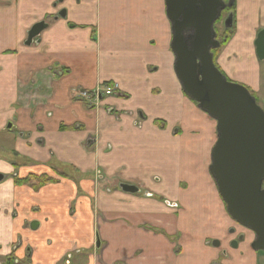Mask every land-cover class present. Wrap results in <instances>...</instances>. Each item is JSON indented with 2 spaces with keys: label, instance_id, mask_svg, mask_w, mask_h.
Wrapping results in <instances>:
<instances>
[{
  "label": "crops",
  "instance_id": "crops-1",
  "mask_svg": "<svg viewBox=\"0 0 264 264\" xmlns=\"http://www.w3.org/2000/svg\"><path fill=\"white\" fill-rule=\"evenodd\" d=\"M236 3L232 34L215 63L238 70L251 59L260 73L254 42L264 29V0ZM43 21L38 39L25 46L27 32ZM171 39L165 0H0V151L6 155L0 170L11 172L9 162L46 163L51 151L55 164L76 171L77 180L39 194L16 188L9 179L0 182V264L10 255L17 230L37 248L31 249L32 264H54L75 251L89 252L71 264H207L208 250L198 238L221 236L229 225L212 196L213 184L203 194L193 185L187 191L188 210L180 214L179 228L189 245L179 256L166 239L175 230L165 207L118 189L107 193L108 183L96 190L83 182L84 174L100 170L106 180L138 181L150 192L169 188L167 198L178 201L179 178L194 173L193 167L203 169L206 145L198 140L204 133L215 142V123L182 93ZM107 84L118 92L90 109L74 99V90ZM5 121L14 122V133L2 132ZM38 139L42 146L35 145ZM31 205L41 208L31 214L41 222L39 234L21 223ZM72 211L76 218L70 220ZM145 224L166 233L140 227ZM95 235L102 243L98 253L90 250Z\"/></svg>",
  "mask_w": 264,
  "mask_h": 264
},
{
  "label": "water",
  "instance_id": "water-1",
  "mask_svg": "<svg viewBox=\"0 0 264 264\" xmlns=\"http://www.w3.org/2000/svg\"><path fill=\"white\" fill-rule=\"evenodd\" d=\"M228 1L231 7L235 0ZM224 8L223 0H165L173 72L182 93L215 123L208 174L226 214L252 231V247L264 252V111L244 86L228 81L213 63L211 51L219 48L214 23ZM231 22L228 19L226 29ZM44 28L42 23L33 27L25 46ZM254 48L256 59L264 63V29ZM119 188L125 194L137 191L125 184Z\"/></svg>",
  "mask_w": 264,
  "mask_h": 264
},
{
  "label": "flooded vegetation",
  "instance_id": "flooded-vegetation-1",
  "mask_svg": "<svg viewBox=\"0 0 264 264\" xmlns=\"http://www.w3.org/2000/svg\"><path fill=\"white\" fill-rule=\"evenodd\" d=\"M223 3H224L225 8L220 13L219 18L214 23V31L216 33V41L219 43V48L211 51V53L213 55V62L215 64V66H216V63H215L216 59L215 58L218 56L220 50L224 46V45L222 46V43L226 42V39H227V31H225L223 36L220 37V35H219L218 31H216L215 27L217 24L222 23L224 26V30H225L226 29L225 28L226 22L228 21V19H232V17H233V12H231V9L232 8L234 9V7H235L234 6L235 1L231 5V7H228V4H229L228 0H223ZM39 23L44 24V26L46 27V24L44 21L39 22ZM36 25H34L33 27H35ZM31 29L27 32V38H28V33L31 31ZM41 32L38 34V36L41 34ZM38 36L33 40L32 43H35V40L38 39ZM216 53H217V56L215 57ZM216 68H217V66H216ZM102 89H103V85L99 86L98 88H95L93 91L74 90V93H73L74 99L76 101H78L77 97L83 96L84 98H86L84 100L83 104L85 106H87L88 109H90L93 106H95L96 103L100 102L103 99V96L101 93ZM247 90L250 92V94L255 98V100L257 102V97H256L257 95L255 93L251 92L249 89H247ZM188 100L192 104H194L195 107L197 108L196 104L193 101H191L190 99H188ZM15 130L16 129L14 126V122H12V121H5L4 124L2 125V132H4V133H14ZM18 136H20V135L18 134ZM35 145L42 146L43 145L42 140L41 139L36 140ZM54 160H55L54 154L51 151H49V160H48V162L43 163V164L37 163V162H29V163L21 165V164L16 163V162L15 163L9 162L8 165L10 167L9 166H7V167L9 169H11L10 177L8 178L7 174H2V175L0 174L2 176V180L0 182L4 181L5 179H9L10 181H12L14 187L27 189L33 194H39V192L43 188L47 189V190H52V188H51L52 186L59 185V184H61L62 181H66V182L68 181L69 182V180H71V179L75 180V176H76L75 172L76 171L72 172V171H68V170H63V169H61L60 166H57L55 164ZM5 161H6V155L2 151L0 153V163L2 162V164H3V163H5ZM11 166H13V167H11ZM186 176H187V178H184V180L181 179L182 177H180L178 180V183L180 185L179 190H182V193H183L182 196H178V201L171 200V199L167 198L166 193H168L169 188H163V189L159 190L158 192H152V191L150 192L149 190H146V188H144L142 183H140L138 181H135L134 184H125L128 186H132L137 190L133 194H127L128 196H135V197H140V198L142 197V198L147 199V200L152 199L158 205H160V207L163 206V207H165L166 210H168L170 212V214H171L170 218L173 220V227H174L175 231L170 236H168L166 234V237H167L166 239L168 240V242L170 244H172L174 255H179V256L182 252L184 253V251H183L184 246L189 245V244H186L184 241V237H187L186 232L185 233L182 232V229L179 228V222L181 220L180 214L182 215L186 210H188L187 205L184 203L185 201H187V198L189 196L187 191H189V188L191 187V184L189 183L188 180H190V181L194 180V179H189V175L185 171L183 177H186ZM83 177H84L83 182L84 183H91L92 185H94L96 190L98 189L100 184L108 183L104 187V190L107 193H111L115 189H118L121 193H123L120 190L119 186L124 185V183H121V182L118 183L117 179H113L110 181L104 179L100 170H96L95 172H92L91 174H89V173H87V175L84 174ZM67 179H69V180H67ZM16 180H23V181L31 180V182L28 181L26 183V185H17ZM158 180H159L158 178L153 179L154 184L157 186L160 183V182L158 183ZM174 180L175 179H173V181ZM208 180L210 181V179H208ZM75 181L77 182V180H75ZM170 182H171V178H170ZM115 184H116V186H115ZM212 184H214V183H212ZM213 187H214L215 193L217 195L215 185H213ZM263 188H264V183H263ZM77 194H84V192L80 191L78 189ZM123 194H125V193H123ZM217 198H218V200H220L218 195H217ZM31 207H34V208H31ZM30 208L31 209L29 211V214H27V217L31 218V219L28 220V218H27L26 220H28V221L25 220L24 222H21L22 226H24L23 229H25L27 232H30V234L31 233L32 234H39V232L43 229V227H41V222H39L38 219L33 218L31 214H38L41 211V208L39 206H36V205H31ZM222 209H223L224 214L226 215V220L229 224V225L225 226V229H223L221 231L223 233L224 230H226L224 232V234L220 233L221 236H218V237H216V236L206 237L204 240H203V238H198V241L202 242V246L204 248H206L207 250H209L208 251V259L210 258V256L213 255L214 256L213 259L216 260V262H215V260L213 261V264H218V263L228 264L232 261H235V258H236L235 255L236 254L239 255L237 257L242 258L241 257V256H243L242 252H241L242 247L245 248V254L251 252V253H254L251 255L256 256L257 259H259V257L264 259V252L254 250V248L252 247V245L255 241V234L252 231L243 228L242 226L238 225L235 221H233L226 214L225 206L223 204H222ZM75 214L76 213L72 211L69 215V219L73 220L74 218H76ZM218 216H219V212H218ZM17 217L18 216H16L15 214L12 215L13 220L17 219ZM34 223H36L37 226L33 225ZM149 226L150 225H148V224L140 225V227H142V228L147 227L149 230H151V232H155L157 234L166 233V231L159 226H157V227L155 226V227H151V228ZM32 227L34 228V230H32ZM220 228L221 227L216 226V227H214V230L219 232ZM48 245H51V242H48ZM173 245H174V247H173ZM101 247H102V243L99 239V236L95 235V242H94L91 249L94 250L95 253H98V252H101L100 251ZM33 248L35 250L37 249L33 243L27 241L26 239L24 241V237L19 235L18 230H17L16 238L14 240V243L12 244L11 253H10V255H8L6 257L4 264H28V263H30L32 261V258L34 257L33 252H31V249H33ZM19 252H21L23 254V256H19L18 255ZM206 252L207 251L205 250L203 252L204 254L203 253H200V254L205 255ZM80 254L82 255V258H83V256L87 257L86 254H83V251L82 252L75 251V252H71V253L67 252V254L64 256V259L57 260L56 262H54V264H71L72 258H74L75 256L80 255ZM198 257H201V255H198ZM31 264H32V262H31Z\"/></svg>",
  "mask_w": 264,
  "mask_h": 264
},
{
  "label": "rangeland",
  "instance_id": "rangeland-1",
  "mask_svg": "<svg viewBox=\"0 0 264 264\" xmlns=\"http://www.w3.org/2000/svg\"><path fill=\"white\" fill-rule=\"evenodd\" d=\"M236 1H239V0H235V3H236ZM235 3H234V6H235ZM236 6H237V3H236ZM215 29H216V31H218L220 37L223 36L225 31H224V26H223L222 23L217 24ZM230 32H231V30H230ZM220 62H222V61H220ZM220 62H218V64L216 63V66H217L218 70L220 71V73L224 77H226V79H228L229 81L237 83L239 85H242V86H244L245 88L249 89L251 92H253L255 94L257 93L258 88H260V92L258 94V97L256 96L257 97V102L256 103L261 108V110L264 111V65H261V64H264V63H261V62L257 61V63H260V73H259V71L257 69H255L256 68L255 67V63H252L251 59L248 60V65L241 66L238 70H235L232 66H229V67L225 66L224 63H220ZM260 82H261V84H260ZM85 99L86 98H84L83 96H78L77 97L78 102H80L82 104H83ZM2 137H3V135H0V138H2ZM200 137L201 138L198 140V143L200 144V146H202L203 144L206 145L205 152H204V155H203V159H202V162L200 164V166H202V164H204L203 165L204 167H203V169L201 171H200L201 168L198 169L196 167H193V170H196V171L194 173L190 172L188 174H189V178L190 177L194 178V180L193 181L188 180V181H189V183L191 185L197 187L198 193L203 194L204 190L206 189V191H208L210 185L213 183V181L211 180V178H210V176L208 174V166L210 164V162H209L210 161V152H211L212 146L214 145L215 142H214V140H208V138L205 137L204 133H202L200 135ZM1 152L2 151H0V153ZM4 167L5 166H2L1 168H4ZM11 167H13V166H11ZM186 168L190 169L189 166H186ZM174 172H175V168L173 166L171 173H174ZM197 173H199V175H197ZM0 174L1 175L2 174H7V177L8 178L10 177V172L5 171V168L0 170ZM198 176H199L200 180L197 182L195 180V178L198 177ZM184 178H187V176L186 177L182 176L181 179L184 180ZM207 178L210 179V181ZM205 181H206V185H205ZM171 182H172V184H174L173 180ZM212 190H213V192L215 191L213 188H212ZM214 195L216 196L215 192L213 193L212 196H214ZM225 226H223L224 229H225ZM225 231L226 230H224V232ZM224 232L222 234H224ZM90 250L93 251L92 249H90ZM208 251L206 253V256H205L204 260H207L206 261L207 264H213V261L215 260V259H213L214 256L212 255L208 259L207 258ZM88 252L89 251H83V254H85V253L87 254ZM241 252H242V255H243V256H241L242 258L237 257L239 255L236 254L235 255L236 256L235 261H232L229 264H235V263L241 262V261H242V264H264V259H262L261 257H259V259H257L256 256L251 255V254H254V253L250 252V253H246L245 254V248L244 247L241 248ZM215 262H216V260H215ZM218 264H220V263H218Z\"/></svg>",
  "mask_w": 264,
  "mask_h": 264
},
{
  "label": "trees",
  "instance_id": "trees-1",
  "mask_svg": "<svg viewBox=\"0 0 264 264\" xmlns=\"http://www.w3.org/2000/svg\"><path fill=\"white\" fill-rule=\"evenodd\" d=\"M233 11H234V9L232 8V9H231V12H233ZM231 34H232V33H229V32L227 31V39H226V42H227V40L229 39V37L231 36ZM226 42H223V43H222V46L225 45ZM217 53H218V52H217ZM217 53H216L215 57L217 56ZM28 181L31 182V180H28ZM28 181L16 180V184H17V185H26V183H27Z\"/></svg>",
  "mask_w": 264,
  "mask_h": 264
},
{
  "label": "built area",
  "instance_id": "built-area-1",
  "mask_svg": "<svg viewBox=\"0 0 264 264\" xmlns=\"http://www.w3.org/2000/svg\"><path fill=\"white\" fill-rule=\"evenodd\" d=\"M103 93L108 96L111 95L112 93L115 92V88L114 87H105L102 89Z\"/></svg>",
  "mask_w": 264,
  "mask_h": 264
}]
</instances>
